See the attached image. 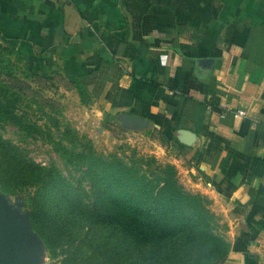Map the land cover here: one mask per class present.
Returning a JSON list of instances; mask_svg holds the SVG:
<instances>
[{
    "label": "crops",
    "instance_id": "0c3cea01",
    "mask_svg": "<svg viewBox=\"0 0 264 264\" xmlns=\"http://www.w3.org/2000/svg\"><path fill=\"white\" fill-rule=\"evenodd\" d=\"M0 46L158 132L226 226L222 264H264V0H0Z\"/></svg>",
    "mask_w": 264,
    "mask_h": 264
},
{
    "label": "trees",
    "instance_id": "16d2710c",
    "mask_svg": "<svg viewBox=\"0 0 264 264\" xmlns=\"http://www.w3.org/2000/svg\"><path fill=\"white\" fill-rule=\"evenodd\" d=\"M25 65L30 73L57 72ZM64 75L84 99L83 84ZM0 121L17 125L24 134L36 131L5 96H0ZM111 161L97 159V167H87L92 190L81 195L64 188L69 183L55 167L0 139V192L21 197L47 258L55 255L61 233L72 231L71 242L83 243L86 251L76 256L67 252L60 264H216L225 259L229 242L216 231L210 198L185 188L172 163L149 157L145 175Z\"/></svg>",
    "mask_w": 264,
    "mask_h": 264
},
{
    "label": "rangeland",
    "instance_id": "374dc122",
    "mask_svg": "<svg viewBox=\"0 0 264 264\" xmlns=\"http://www.w3.org/2000/svg\"><path fill=\"white\" fill-rule=\"evenodd\" d=\"M3 47L0 46V96L11 99L14 111L25 121L33 123L36 131L24 134L17 125L0 121V139L12 143L34 161L55 167L64 182L69 183L64 188L81 195L92 190L85 171L87 167H97V159L104 162L117 160L132 165L137 173L145 175L147 164L144 161L147 158L170 162L163 158L164 153L168 158L169 152L158 132L142 127L130 129L113 123L114 116L97 113L91 100L87 96L81 99L65 75L59 72L49 75L30 73L24 61ZM175 169L178 181L185 188L198 191L186 185ZM34 188L32 185L29 190ZM5 199L19 213L27 215V208L17 194L6 195ZM216 215V231L228 241L226 226H220L225 224ZM75 234L62 232L58 238L60 245L54 247L55 255L51 258L46 257L47 251L37 236L43 248L41 264H60L67 252L75 256L85 252L83 243L71 242L70 236Z\"/></svg>",
    "mask_w": 264,
    "mask_h": 264
},
{
    "label": "water",
    "instance_id": "95a60500",
    "mask_svg": "<svg viewBox=\"0 0 264 264\" xmlns=\"http://www.w3.org/2000/svg\"><path fill=\"white\" fill-rule=\"evenodd\" d=\"M120 119L138 128L143 123L141 118L127 113H120ZM42 252L27 215L19 213L0 192V264H41Z\"/></svg>",
    "mask_w": 264,
    "mask_h": 264
},
{
    "label": "built area",
    "instance_id": "2783aa9c",
    "mask_svg": "<svg viewBox=\"0 0 264 264\" xmlns=\"http://www.w3.org/2000/svg\"><path fill=\"white\" fill-rule=\"evenodd\" d=\"M231 112L233 113V115H243L244 114V110L241 109V108H237V109H234V110L231 109Z\"/></svg>",
    "mask_w": 264,
    "mask_h": 264
}]
</instances>
